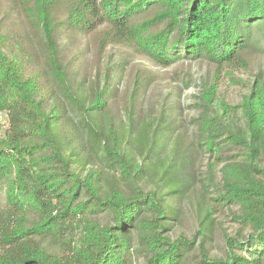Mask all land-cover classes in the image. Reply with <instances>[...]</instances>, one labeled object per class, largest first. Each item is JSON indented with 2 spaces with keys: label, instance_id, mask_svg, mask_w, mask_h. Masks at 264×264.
Segmentation results:
<instances>
[{
  "label": "trees",
  "instance_id": "trees-1",
  "mask_svg": "<svg viewBox=\"0 0 264 264\" xmlns=\"http://www.w3.org/2000/svg\"><path fill=\"white\" fill-rule=\"evenodd\" d=\"M2 1L24 27L0 21V264H264V0ZM72 34L165 67L263 62L240 124L213 85L186 121L136 89L120 105L65 56Z\"/></svg>",
  "mask_w": 264,
  "mask_h": 264
},
{
  "label": "rangeland",
  "instance_id": "rangeland-1",
  "mask_svg": "<svg viewBox=\"0 0 264 264\" xmlns=\"http://www.w3.org/2000/svg\"><path fill=\"white\" fill-rule=\"evenodd\" d=\"M62 14V12H61ZM1 29L4 33L21 32L24 25L21 16L6 1L0 2ZM66 46L65 56L74 63V69L88 76L98 71L107 74L114 83L118 82L119 104L136 89L137 97L150 111L161 106H178L182 119L189 121L196 114L195 108L206 85L215 86V109L226 120L240 124V103L248 94L251 84L259 72L262 59L257 63L240 68L211 65L203 62L183 61L170 66H159L144 55L138 54L130 43H117L108 46L101 53L99 43L79 34L63 37ZM107 77V76H106ZM0 123L6 127V118L0 115ZM186 221L184 232L190 234L194 224L189 215L190 204L185 201ZM223 213V214H222ZM224 216L225 210L219 213ZM225 219L226 226H233Z\"/></svg>",
  "mask_w": 264,
  "mask_h": 264
}]
</instances>
